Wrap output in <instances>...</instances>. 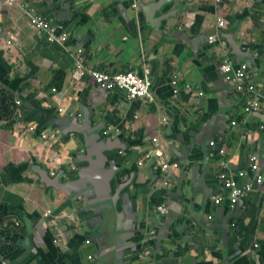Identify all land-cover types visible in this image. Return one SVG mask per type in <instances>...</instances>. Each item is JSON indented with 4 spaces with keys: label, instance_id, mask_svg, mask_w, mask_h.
<instances>
[{
    "label": "crops",
    "instance_id": "crops-1",
    "mask_svg": "<svg viewBox=\"0 0 264 264\" xmlns=\"http://www.w3.org/2000/svg\"><path fill=\"white\" fill-rule=\"evenodd\" d=\"M16 1L17 5L10 6L0 0V260L7 264H100L86 222L90 214L82 210L81 188H74L75 199H71L46 186L39 166L44 163L48 172L60 174L62 165L66 170L72 165L87 168L86 162L76 159L85 149L81 134L70 132L63 137L60 131L78 124L89 131L113 128L103 140L112 148L105 152L103 167L116 171L109 187L118 213L115 230L123 238V264L143 248L152 251L143 261L146 264H264V187L253 186L236 216L229 219L224 242L216 226L223 224L228 211L216 215L208 200L201 212L203 192L227 194L216 181L219 160L226 162L238 185L254 176L246 170L250 154L257 155L264 169V108L244 114L248 98L235 94L229 84L224 87L217 71L226 57L245 63L255 74L252 82L258 93L264 96V0H172L156 14L167 17L159 28L166 33L164 38L147 24L142 29L145 18L139 3L156 0ZM21 4L55 22L59 17L70 33L68 50L37 36ZM217 18L226 22L224 28L216 27ZM137 30L155 39L139 41ZM172 30L177 32L175 41L165 39ZM63 33L57 30L58 35ZM209 36H215L212 43L207 41ZM152 44L168 49L150 69L145 66L151 72L152 104L126 99L120 91H105L88 78L80 82L72 78L71 55L77 48L83 49L88 66L118 73L138 71L143 60L154 59L157 54L148 50ZM172 76L180 89L187 82L192 90H181L173 98ZM69 113L74 114L69 119L75 124L66 119ZM163 118L167 119L164 125ZM220 121L225 126L222 131L214 126ZM233 121L237 124L232 125ZM212 130L213 140L225 154L208 146L213 172L198 170L191 197L189 171L202 161L196 141ZM154 136L164 145L171 144L166 154L180 166L168 185L161 180L155 183L161 175L152 164L136 165L139 150L149 148ZM241 170L246 176L238 178ZM101 172H90L98 187L105 184ZM183 173L185 180L179 185ZM88 187L89 192L94 190ZM162 202L175 217L168 228L173 229V238L167 232L168 239L159 241L148 232L164 223V216L159 219L154 213ZM78 208L81 213L77 215ZM205 212H212V223H206ZM185 222L187 226H181ZM209 224L215 228L205 230ZM130 264L137 263L132 260Z\"/></svg>",
    "mask_w": 264,
    "mask_h": 264
},
{
    "label": "water",
    "instance_id": "water-1",
    "mask_svg": "<svg viewBox=\"0 0 264 264\" xmlns=\"http://www.w3.org/2000/svg\"><path fill=\"white\" fill-rule=\"evenodd\" d=\"M172 0H156L154 2L148 3V4H140V7L142 8V13L144 15L143 20H140L138 23H140L141 21H143V26H142V22L139 24V29H146L147 27L145 26V24H147L149 27L153 28L152 30L156 31V33L159 34L160 31V37L164 38V34L161 31L162 28L161 23L162 21H164L167 17L165 16H156L157 12L160 11L163 6L165 4H169ZM59 20V21H58ZM55 24H59V25H63L65 26L63 23H61L59 17L57 18V21L55 22ZM175 34H177V32H175L174 30H172L171 32H168V35L165 39L168 40H176V38L174 37ZM152 35V34H151ZM150 34L148 33H141L140 30H137V39L139 41L142 42H151L153 39H155L154 37H152ZM178 44V42H177ZM153 46L148 47V50L150 52H154L157 55L155 56L154 59L151 60H146L144 62V60L141 62L140 66L138 67V71L135 69V73L138 76H142L143 73V69L145 68V66L149 67V66H153V62H157L158 60H160L162 57L166 56L165 52L162 53L163 51H168L167 49V43H165V47L163 46V44H152ZM196 45H193V48ZM164 49V50H163ZM144 55V54H143ZM144 58V57H143ZM150 69V67H149ZM150 71V70H149ZM217 71L219 73V77H220V83L222 85H224V87L226 85H228V83H226L222 77V74L220 72L219 69V64L217 65ZM151 75V72H150ZM187 83V82H186ZM229 88V86H228ZM200 89V88H199ZM201 93V95H203V92L200 90L199 91ZM256 113V112H255ZM79 116V115H78ZM258 117H262L263 115L261 113H257ZM67 120L70 121L72 124L73 120H70L69 118H71V116H66ZM169 117V116H168ZM171 117V115H170ZM206 119L209 117L208 115H205ZM75 119V118H74ZM235 123V125L237 124L236 121H233ZM61 123V122H60ZM205 123V122H204ZM62 125V124H61ZM217 129H219V131H222L224 129L225 126H223L222 121L219 122V125L217 124V122L214 125ZM220 127V128H219ZM61 133L63 135V137H67V135H69L70 132H75L76 134L80 135L83 141V146H84V150L82 151L81 154H83V156H81V154H77V163H82V162H86L87 163V168H82V167H74L73 165L71 167H68L69 169L66 170V166L62 165L61 169H62V173L60 174V172H56L54 175L51 174V172H48V170L46 169L47 166L46 164L43 166L44 163H39V167L41 169V171L43 172V175H41L42 178V182L49 187L54 188L56 191H60V192H64L66 194V196L71 197V199H75L72 198L73 197V190L74 188H76V186H78V188L80 187L82 191V193H80L81 198L84 199L83 201V213H88L90 214V217L86 220L87 224L90 225L88 226V230L90 231V236L92 237V243L94 244V246H97V254L96 257L97 261L100 264H123L125 263L123 261V251H122V237L119 236V234L116 233V227L114 226L115 223H117V216L118 213L115 210V200H114V195L110 196V192H111V188L109 187V181L113 179L114 174H115V168H111L109 170L104 169L103 167V163L105 161H107V157L105 156V152L107 150H110L112 148H108L107 144L108 142L103 141L105 140L104 138H109L110 133L109 134H103L104 128H99V127H92V130L89 131L87 128H84V126L82 125H74L73 128L68 129L67 128H61ZM214 131H210L208 134H204L202 136H200L198 139V141H196L197 145L199 146L200 151L202 152V161L200 162L201 164H196L195 166H193L190 171V181L191 184L189 185V190H190V196L193 197V192H195L196 190V181H197V175H198V170L202 171L203 173H205V171L209 170V152H208V144L210 141L213 140V135L215 133H213ZM98 141V142H97ZM170 143H168V148L170 149ZM98 149V154H93V150ZM118 152H120V150H118ZM186 160V159H185ZM183 162V161H182ZM183 165L184 162L182 163ZM67 165V164H66ZM80 169V170H79ZM66 170V171H65ZM102 171L101 173L104 175V177H102L103 182L105 183L104 185H100L99 187L96 185V178L93 177V175H90V172L92 171ZM248 170V169H246ZM70 171V172H68ZM210 172H213L212 169L209 170ZM185 173L181 174L180 176V180H179V185H181L183 183V181L185 180ZM62 178H64V180H61ZM161 180L160 176L158 179H156L155 183H159ZM159 181V182H158ZM216 181L219 183V185L223 188L222 184L217 180L216 177ZM88 185H92L94 187V190L92 192L90 191V187H88ZM181 187V186H180ZM224 189V188H223ZM88 191V192H87ZM203 202L201 205V212L203 211V207L207 208V201H211V197L214 196V193L208 194L207 192H203ZM112 197V198H111ZM245 198H241L239 199L236 204L233 207H229L227 205V203L223 202L219 205H214L212 206V209L215 211L216 213H219L223 215V212H225L224 210H226V214H224L223 216V224L220 226H216L221 233V237L220 239L224 242L227 239V230H228V222L229 219L236 216L239 206L241 205V203H243V200ZM81 202V200H78V203ZM160 205L165 206L166 210L164 214H159L156 211V208L154 210L155 215L160 219L162 216H164L163 221L164 223H161L159 225V229L155 226H153V228L148 232V236L152 238H154V240L159 239V241L163 238H167V232L171 233V237L173 238L172 235V230L168 228L170 227V224L172 223L175 214H173L169 207L167 206L166 203L162 202ZM159 205V206H160ZM80 211V212H79ZM212 211V210H211ZM77 215L79 213H81V209L78 208V210H76ZM208 213V214H207ZM205 214L207 215V219L206 223H212V212H205ZM217 215V214H216ZM74 219V218H73ZM155 220L156 224H158L160 221ZM116 220V222H115ZM79 221V219H78ZM176 219L174 220L175 223ZM81 222V221H80ZM176 223H179V221H176ZM203 223L205 224V222L203 220H201L200 224ZM186 222L181 224V226H185ZM211 227H206L205 230H211L213 229V227L215 228V226H212V224H209ZM173 226V225H171ZM187 226V225H186ZM166 232L165 235H163ZM97 233V234H94ZM165 236V237H164ZM170 241L171 238L169 237ZM141 251L140 250H135V253L131 256V257H127V264H130V262L133 260L134 262H136L137 264H146L147 262L143 263L144 260H147V258L152 254V251H150L149 249H145ZM144 251H147L146 254H144ZM142 256V257H141ZM0 264H2V261L0 260Z\"/></svg>",
    "mask_w": 264,
    "mask_h": 264
},
{
    "label": "built area",
    "instance_id": "built-area-1",
    "mask_svg": "<svg viewBox=\"0 0 264 264\" xmlns=\"http://www.w3.org/2000/svg\"><path fill=\"white\" fill-rule=\"evenodd\" d=\"M10 6L17 5L16 0H5ZM22 12L30 19L31 25L35 30V33L40 38H46L47 41L52 43L63 44L64 48L69 41V34L63 25L55 24V21L49 19L40 14L35 8L29 5H20ZM226 22L217 18L216 27L224 28ZM57 30H61L64 33L57 34ZM215 40V36L208 37V43H212ZM73 59L72 78L76 82L83 81L88 78L92 80L99 88L105 91H120L125 94L126 99L129 100H142L146 104H152L155 102V97L151 91V77L149 69L144 68L142 76H138L135 71L127 70L124 72L108 73L106 71L97 70L87 65L84 51L82 48H77L71 55ZM219 69L222 77L226 83L233 87L235 94L243 98H248V101L243 105L242 111L244 114L249 115L254 112H258L261 107L264 108V96H260L255 83L252 82V78L255 74L251 73L245 63L239 62L236 64L231 59L226 57L220 64ZM170 84L172 86V97L176 98L181 90L191 91L190 84L185 83L183 88L180 89L177 84L175 76H172ZM201 96V93L198 92ZM262 97V98H260ZM262 99V100H260ZM60 113H64V109H59ZM68 115L74 116L73 113ZM167 123V119H162V124ZM235 125L234 122H231ZM262 128V127H261ZM33 130V127H30ZM113 130L112 126H108L104 129L103 134H109ZM43 139H48L46 133H42ZM209 147L215 148L219 155L225 154L223 147H218L216 141L212 140L208 144ZM168 143L162 144L158 137L150 138V147L147 149H141L138 152L139 158L136 160L138 167H143L146 164H152L157 169L158 174L161 175V183L168 185L173 182L177 171L180 166L175 160H171L167 154ZM121 153V152H120ZM248 160V171L254 174V176L246 181L242 185H238L231 174L228 172V167L224 160H219L217 169V180L222 184L223 188L227 191V194H215L211 197V202L214 205H219L223 202L227 203L229 207H233L236 202L241 198H246L254 191L253 186L264 187V169L260 168L258 163V157L256 154H250ZM54 175V172H51ZM238 178L246 176V172L241 170L237 173ZM165 206L160 205L156 207V211L159 214L165 213ZM147 251H144L146 254ZM142 257V256H141ZM2 264H7L2 262Z\"/></svg>",
    "mask_w": 264,
    "mask_h": 264
},
{
    "label": "rangeland",
    "instance_id": "rangeland-1",
    "mask_svg": "<svg viewBox=\"0 0 264 264\" xmlns=\"http://www.w3.org/2000/svg\"><path fill=\"white\" fill-rule=\"evenodd\" d=\"M183 86V85H182ZM178 87H180V86H178ZM184 91H186V90H184ZM186 93V92H185Z\"/></svg>",
    "mask_w": 264,
    "mask_h": 264
}]
</instances>
